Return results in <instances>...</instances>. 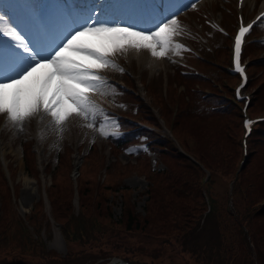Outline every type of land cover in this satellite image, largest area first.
<instances>
[{
	"label": "rangeland",
	"instance_id": "obj_1",
	"mask_svg": "<svg viewBox=\"0 0 264 264\" xmlns=\"http://www.w3.org/2000/svg\"><path fill=\"white\" fill-rule=\"evenodd\" d=\"M18 1L20 3L15 4L13 0H5L7 4L5 11L8 15L11 13L12 17L17 18L18 5L25 8L28 7V4L29 6H34L45 22L53 23L54 29L51 30V33L57 41L64 33L80 26L85 20L79 18V15L76 16L71 13V8L68 7V0H63V3L65 2L67 5H64V10L66 11H62L69 14V20L72 22L70 28L67 18L61 17L58 10L43 9V0ZM175 1V4L170 8L179 7L171 12L165 7L163 0H152V2L151 0L133 1V6L136 7V18L126 15L128 19L116 17L113 22H122L124 25H134L137 29H146L157 23L149 22L155 18V15L158 16L156 20L158 22H163L165 18H176L183 29L181 36L193 42L203 54H210L212 52L211 48H214L217 44L227 45L228 34H225L224 30L219 27L217 20L229 32H232L236 25L235 0H203V2L202 0H197L200 2L197 8L194 6V8H191L194 0ZM2 2L3 0H0V3ZM263 3L264 0H246L243 8L246 17H251ZM113 4L115 6L116 3ZM121 6L117 5L114 10L118 11ZM104 13L98 16L99 19H108L112 15L111 12ZM134 18L136 19L135 22L132 21L135 20ZM206 23H209V25ZM28 34L32 36L30 30ZM256 36L264 41V19L255 24V28L250 35V44L252 43V37L255 38ZM40 44L41 47H46L45 42L41 41ZM250 44L249 46L247 45L244 51L249 71V82L244 90L250 92L252 97L247 108L251 115H264V45L260 49L253 51ZM140 53L147 60L151 58L147 51L142 50ZM217 53L213 56H217ZM136 54L137 52L130 51L127 54L118 53L114 57L116 62H122L119 66L124 69L123 72L107 69L101 73V75L107 77L108 86L103 89L104 94L96 93L103 101L96 103L100 109H103L104 115L97 117L94 122L95 127L87 126L93 122L91 119L86 121L82 118H76L74 122H69L65 126V130L61 135L53 127L51 118L43 116L44 114L41 112L42 131L37 133L35 127L36 114L24 123L23 130L18 129L10 121H6L5 115L0 114V213L3 212L6 217L15 215L23 218L27 215L29 218L33 204L43 199L45 188H49L51 183H53L54 169L60 155L66 165L56 174L59 192L63 198L61 210L67 212L69 210L68 202L70 200L73 202L74 189H76V180L75 178L73 179V172L75 167L79 166L78 181H80V184L88 182L91 186L90 205L95 204L100 194H107L106 200L110 201L111 204H109L112 206L114 215H119L122 210L120 208L122 205L121 191L123 189L126 190L128 187V189H131L132 199L136 202V209L144 212L143 205L146 194L141 191L149 183L148 179H146V172L150 168L164 169L166 168L165 163L158 159L155 160L154 152L149 151V148L144 143L146 136L143 133L138 136L134 145L131 144L126 148L120 149L110 144L108 136L111 133H117L119 129L116 118L117 113L134 116L135 120L127 118L126 121L132 125H138L139 122H143L142 126L147 128L149 123H151L149 119L152 118L149 110H152L161 126L166 125L169 120L170 124L167 123V125L173 126L177 132L183 130L184 135H187L193 129L191 137L197 141L199 146L203 145V142L213 141L208 145L209 150L212 148L217 150L222 146L227 148L229 155H232V159L236 158L235 167L238 169L243 157L246 158L248 155H245L240 142L243 135L242 125L231 122L235 125L239 143H235L232 146L227 145L228 148L218 141L221 130L224 131L225 121L231 120L232 112L239 109L238 105L230 100L234 96V87L239 80L234 74L232 76L226 75L224 67L220 65L221 63L227 65V61L224 62V58L222 59L221 57H212L217 60L214 62L210 61L212 55H209V60H207L202 56L200 58L195 52L182 51L180 56L170 53V59H163L166 70L158 68L152 71L149 64H147L148 62L139 61ZM179 63L184 64L187 69L198 73L199 76L184 80L174 69ZM110 78L125 82L127 87L133 88L142 96H144L143 93L146 91L147 98L129 95L131 93L129 88H125L128 92L123 90V87H125L123 84L121 85L122 88L120 86H117V88L115 85L110 84ZM113 84H116V81ZM258 89L261 91L260 102L255 107V102L258 100L255 94ZM136 92L133 94H136ZM192 92L193 94L191 95ZM179 93L184 95L183 99L179 98ZM175 95L180 99V103L176 100V97L174 99ZM220 96L225 98L228 105H225L224 108L227 109H223L221 103L220 107L212 105L211 99H208L209 97L220 98ZM184 103L189 104L190 107L184 108V105H182ZM231 106H234V108H231ZM205 107L211 112L206 113L204 111ZM133 109H136V112H133ZM163 112H165V116ZM202 114H204V117ZM214 125L215 129L213 128ZM101 127L109 135H103L99 130ZM140 131H143V128L138 132ZM252 137L250 136L248 139L247 151L250 154L251 148L257 147L258 152L252 156L251 170H253L254 164L264 165V147L257 145L255 142L253 143ZM92 145L97 149L94 153H91ZM144 152L147 155L142 156L141 162H139V155H143ZM111 160H116V164H112L110 171L107 168V164H110ZM31 162H33L36 170L35 176L39 177V183L33 177L34 174L28 172ZM204 172L206 174L203 180L208 172L212 174L214 178L213 191L219 195L223 204H226L228 199L233 200V197L228 198L227 196L228 193L230 194L231 173L225 172L226 174L222 175L212 170H204ZM12 182H17L19 187L17 198L13 195ZM108 182L110 185L107 186ZM92 186H95V188ZM71 189H73L72 194L70 192ZM235 197L237 204L241 203L240 195L236 194ZM85 202H88V197ZM230 204L231 201H229L228 205ZM49 207V204L46 205L44 202L42 210L46 215L47 212L49 213ZM65 211L60 212L59 215H65ZM30 227L31 225L27 226L28 229ZM41 235L47 248L55 250L61 256L66 254L68 246L57 223L53 222L50 226L44 227ZM167 235L165 234L176 247L175 234L170 232ZM163 238L116 228L89 248L110 254L109 258L138 255L145 261L152 260L157 264H191L195 262L191 253L184 254L185 251H176L177 249L173 248V244L171 245ZM81 248L85 247L83 245L72 246L73 250ZM6 251L9 250L0 251V255L9 254ZM258 258L260 264H264V253L258 254ZM92 264L98 263L94 262Z\"/></svg>",
	"mask_w": 264,
	"mask_h": 264
},
{
	"label": "trees",
	"instance_id": "obj_2",
	"mask_svg": "<svg viewBox=\"0 0 264 264\" xmlns=\"http://www.w3.org/2000/svg\"><path fill=\"white\" fill-rule=\"evenodd\" d=\"M263 45L264 43L257 39L252 40L250 44L253 51L260 49ZM216 53L217 58L221 57L224 58V62H229L228 45H219ZM221 64L224 67V64ZM224 69L226 75L232 76L225 67ZM175 72L184 80L199 76L195 72L184 73L179 68ZM260 93L258 89L255 94L258 99L255 107L260 102ZM179 94V98L183 99L184 95ZM129 95L137 96L133 93ZM175 97L176 95L174 99ZM179 98L176 97V100L180 103ZM208 99H211L212 105L221 103V107L227 109L224 108L228 105L225 98L220 96V98L209 97ZM182 105L184 108L190 107L186 103ZM204 111L211 112L206 107ZM149 112L152 117L149 120L153 128L141 125L135 127L126 120H122V125L129 128V132L120 136H111L109 139L113 147L123 149L130 146L143 133L149 139L148 147L156 153L158 160L165 163L166 168L164 169L150 168L146 172L149 183L144 189L147 195L143 206L144 212L136 209L131 189L127 187L126 190L121 191V215L115 218L111 203L106 200L107 194H100L95 204L90 205L91 186L88 182L80 184V181H78V210L76 211L72 200L68 202L67 212L61 210L63 198L59 192L56 174L66 165L60 155L54 169L53 183L47 192L51 202V213L59 221L68 246L66 254L59 255L55 250L47 248L42 240V229L52 223L42 210L44 203L41 200L35 203L29 215L33 225L32 231L27 229L20 217L15 215L6 217L3 212L0 213V251L9 250L6 251L9 254L5 252L6 255H0V264L104 263L109 259L110 254L94 251L89 247L96 241H101L106 234L113 232L116 228L164 237L163 239L171 245L173 242L167 234L173 232L176 244V247L173 244V248L178 252L185 251L184 254L191 253L195 260L191 264H260L258 254L264 253V165L254 164L253 170L250 165L253 162L252 156L258 152V148H251L247 163L237 171L236 158L232 159L227 148L222 146L217 150L214 148L209 150L208 145L213 141L203 142L204 144L199 146L197 141L191 137L193 129L188 132L189 135H184L183 130L177 132L173 126L168 125L185 149L200 160L209 171L212 170L222 175H225V172L231 173V192L227 196L228 198L233 197V200L228 199L227 202L225 201L226 204H223L219 195L213 191L212 174L207 181H204L203 177L206 174L204 168L178 151L172 139L161 129L155 114L152 110ZM163 115L165 116V112ZM231 115V120L225 121L224 131L221 130L218 138V141L226 146L239 143L235 125L231 122L241 125V113L238 109ZM202 116L204 117V114ZM167 123L170 124V121L168 120ZM142 128L143 131L138 132ZM213 128L215 129V125ZM251 136H253V143L264 147V122L254 127ZM95 150H97L96 147L92 145L91 153ZM145 155H147L145 152L139 155V162ZM112 164H116V160H111L107 165L110 171ZM28 172L36 175L33 162ZM69 180L71 182V178ZM109 182L107 186L110 185ZM92 187L95 188V186ZM72 190H70L71 194ZM204 190L213 198L211 204L206 201ZM236 194L240 195L241 203L237 204ZM87 197L88 202L86 203ZM229 201H231L230 205H228ZM62 211L66 214L59 215ZM74 245H83L85 248L73 250ZM122 257L128 261V264H157L152 260L145 261L138 255H123Z\"/></svg>",
	"mask_w": 264,
	"mask_h": 264
},
{
	"label": "snow or ice",
	"instance_id": "obj_3",
	"mask_svg": "<svg viewBox=\"0 0 264 264\" xmlns=\"http://www.w3.org/2000/svg\"><path fill=\"white\" fill-rule=\"evenodd\" d=\"M6 7L3 0L0 34L13 43L5 50L0 42V114L20 130L29 118L41 112L51 118L61 135L76 118L91 119L93 122L87 126L95 127L97 117L104 113L92 97L104 94L103 89L108 86L102 72L124 71L114 60L118 53L144 50L152 58L170 59V53L180 56L188 50L176 40L183 32L176 18L137 29L122 22L101 20L96 14L64 33L54 46L41 47L39 38L25 39L27 24H8ZM251 27L241 26L234 42L235 67L240 73L244 71L240 64L241 43ZM246 127L250 129L251 122H246ZM99 130L109 135L103 127Z\"/></svg>",
	"mask_w": 264,
	"mask_h": 264
},
{
	"label": "bare ground",
	"instance_id": "obj_4",
	"mask_svg": "<svg viewBox=\"0 0 264 264\" xmlns=\"http://www.w3.org/2000/svg\"><path fill=\"white\" fill-rule=\"evenodd\" d=\"M105 1H107V0H105ZM28 4V3H27ZM107 4H105L104 5V7H106V10H108L109 8H110V6H106ZM263 8V7H262ZM59 14H60V16L61 17H65V19L69 22V15H67L68 14V12H66V13H63V11H62V8L61 7H59ZM125 11V9L124 8H122V9H120V12H124ZM181 38V37H180ZM10 44H12V43H8L7 42V45H6V48L8 49V47H9V45ZM137 56H138V59H139V61H143V62H148L147 64H149V66H150V70H156V69H158V68H164L165 70H166V66H165V64H164V61H163V59H155V58H149L148 60L144 57V55L142 54V53H137L136 54ZM42 119H41V113H38L37 114V122H36V132L37 133H39V132H41L42 131Z\"/></svg>",
	"mask_w": 264,
	"mask_h": 264
},
{
	"label": "water",
	"instance_id": "obj_5",
	"mask_svg": "<svg viewBox=\"0 0 264 264\" xmlns=\"http://www.w3.org/2000/svg\"><path fill=\"white\" fill-rule=\"evenodd\" d=\"M115 262H122V261H121L120 259L117 258V259H113L112 261H110L109 264H111V263H115Z\"/></svg>",
	"mask_w": 264,
	"mask_h": 264
}]
</instances>
